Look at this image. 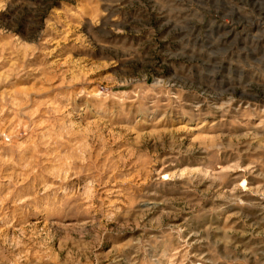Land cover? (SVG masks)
<instances>
[{
    "label": "rangeland",
    "instance_id": "obj_1",
    "mask_svg": "<svg viewBox=\"0 0 264 264\" xmlns=\"http://www.w3.org/2000/svg\"><path fill=\"white\" fill-rule=\"evenodd\" d=\"M0 264H264V0H0Z\"/></svg>",
    "mask_w": 264,
    "mask_h": 264
}]
</instances>
